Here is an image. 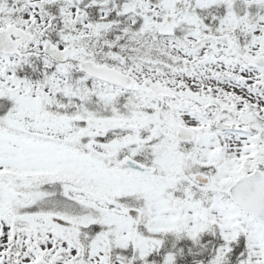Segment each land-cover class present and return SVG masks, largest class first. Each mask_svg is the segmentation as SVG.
Listing matches in <instances>:
<instances>
[{"label": "snow or ice", "instance_id": "1", "mask_svg": "<svg viewBox=\"0 0 264 264\" xmlns=\"http://www.w3.org/2000/svg\"><path fill=\"white\" fill-rule=\"evenodd\" d=\"M0 264H264V0H0Z\"/></svg>", "mask_w": 264, "mask_h": 264}]
</instances>
